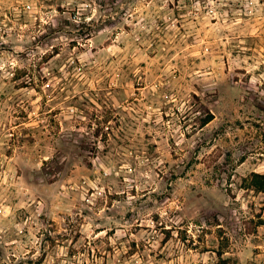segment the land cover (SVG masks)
Returning <instances> with one entry per match:
<instances>
[{"label": "rangeland", "instance_id": "1", "mask_svg": "<svg viewBox=\"0 0 264 264\" xmlns=\"http://www.w3.org/2000/svg\"><path fill=\"white\" fill-rule=\"evenodd\" d=\"M256 174L264 0H0V264H264Z\"/></svg>", "mask_w": 264, "mask_h": 264}, {"label": "trees", "instance_id": "2", "mask_svg": "<svg viewBox=\"0 0 264 264\" xmlns=\"http://www.w3.org/2000/svg\"><path fill=\"white\" fill-rule=\"evenodd\" d=\"M209 121H210V120L205 121V122H204V125L207 124ZM255 178H256V179H264V176L256 174V175H254V179H255ZM256 188L259 189V188H261V187L257 186Z\"/></svg>", "mask_w": 264, "mask_h": 264}]
</instances>
